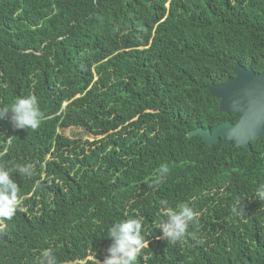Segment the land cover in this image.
Instances as JSON below:
<instances>
[{
  "label": "trees",
  "instance_id": "16d2710c",
  "mask_svg": "<svg viewBox=\"0 0 264 264\" xmlns=\"http://www.w3.org/2000/svg\"><path fill=\"white\" fill-rule=\"evenodd\" d=\"M236 62L264 69V0H0V110L35 95L43 114L36 129L0 118L21 200L0 217V264L49 249L57 264H103L108 229L128 218L146 242L135 264H264V133L249 149L188 135L240 117L207 89ZM182 204L199 215L168 240Z\"/></svg>",
  "mask_w": 264,
  "mask_h": 264
},
{
  "label": "clouds",
  "instance_id": "9594fccd",
  "mask_svg": "<svg viewBox=\"0 0 264 264\" xmlns=\"http://www.w3.org/2000/svg\"><path fill=\"white\" fill-rule=\"evenodd\" d=\"M8 113H11V122L18 129H36L43 119L35 95L16 99L10 109L0 110V118ZM168 173V165H161L160 179L166 177ZM258 194L264 199V188L259 189ZM20 204L18 185L12 179L10 171L0 166V217L10 219ZM198 215L188 204L180 205L178 211L169 213L167 222L161 226L163 237L171 241L182 240L188 225ZM107 237L111 239V245L107 249L108 255L103 264H135L138 254L146 247L140 218H128L114 223L108 229ZM40 264H57L56 256L51 249L43 252Z\"/></svg>",
  "mask_w": 264,
  "mask_h": 264
},
{
  "label": "water",
  "instance_id": "95a60500",
  "mask_svg": "<svg viewBox=\"0 0 264 264\" xmlns=\"http://www.w3.org/2000/svg\"><path fill=\"white\" fill-rule=\"evenodd\" d=\"M212 96L219 99V109L225 113L240 112L237 121L224 120L212 129L197 127L188 135H200L211 146L222 139V144L234 142L235 146L251 147L250 141L264 133V69L258 73L251 67L236 62L233 75L223 82L207 87Z\"/></svg>",
  "mask_w": 264,
  "mask_h": 264
},
{
  "label": "rangeland",
  "instance_id": "374dc122",
  "mask_svg": "<svg viewBox=\"0 0 264 264\" xmlns=\"http://www.w3.org/2000/svg\"><path fill=\"white\" fill-rule=\"evenodd\" d=\"M59 131L69 137H76V138L82 137V138H89V139L95 138V136L89 134L87 131L79 127L60 128Z\"/></svg>",
  "mask_w": 264,
  "mask_h": 264
}]
</instances>
